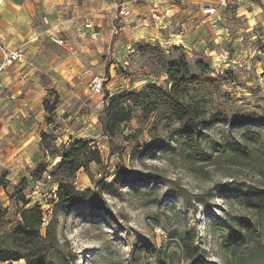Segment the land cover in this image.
I'll return each instance as SVG.
<instances>
[{
  "label": "rangeland",
  "instance_id": "rangeland-1",
  "mask_svg": "<svg viewBox=\"0 0 264 264\" xmlns=\"http://www.w3.org/2000/svg\"><path fill=\"white\" fill-rule=\"evenodd\" d=\"M119 1L105 0L109 7L114 4L108 15L118 13ZM242 5L247 6V15L237 13L240 7L221 11V28L234 40L241 39L235 45L223 44L232 55L229 68L214 64L205 54L206 49L223 47L219 44L208 43L204 50L188 56L193 73L216 79L218 86L217 91L206 83L192 89L193 99L209 101V114L191 129L172 123L164 107L149 115L135 108L133 120L122 125L113 139L105 135L100 123L107 94L167 86L162 51L172 46L146 51L147 46L159 44L142 40L119 47L113 43L91 59L82 74L81 67L88 63L77 62L80 50L70 55L55 41L44 47L49 59L78 65L64 85L72 95L67 105L60 101L52 125L46 122L47 114L38 117L37 113L32 122L16 124L21 120L19 109L12 105L0 113V175L7 173L10 181L7 190L0 188L3 239L10 244L20 222L21 204L13 193L24 181L29 207L39 205L44 211V228L54 215L53 180L46 176L36 183L30 176L37 163L53 167L59 161L43 155L41 136L45 133L49 139L43 147L68 145L79 137L93 142L103 163L77 174L75 186L85 194V203L57 211L58 244L43 264H192L184 244L197 249L210 264H230L236 259L238 264H264V213L259 212L264 207V177L233 157L235 148L255 145L264 150V0H244ZM252 18L260 23L248 33L250 23L255 22ZM110 21V29L118 30L113 33L114 42L123 32L117 17ZM211 37L208 31L207 40ZM199 62L211 72H201ZM224 72L232 73L231 83L222 80ZM95 77L104 79L101 94L92 90ZM5 97L6 104L10 95ZM215 113L227 120L213 121ZM252 116L255 119L249 123ZM240 119L243 123H235ZM243 225L254 230L262 246L259 250L253 244L237 247Z\"/></svg>",
  "mask_w": 264,
  "mask_h": 264
},
{
  "label": "crops",
  "instance_id": "crops-1",
  "mask_svg": "<svg viewBox=\"0 0 264 264\" xmlns=\"http://www.w3.org/2000/svg\"><path fill=\"white\" fill-rule=\"evenodd\" d=\"M130 1L133 2L132 15L123 18L118 13L112 12L108 15L114 4L111 3L109 7L105 0H6L4 5L0 6V45L7 50L24 46L27 61L24 64L17 63L3 72L2 79L6 91L0 100V113L8 105L19 109L21 120L15 121L16 124L32 122V116L36 113L38 117H43L46 115L43 99L47 96L48 90H55L60 101L68 104L69 95L72 94L64 85L69 81V72L74 71V66L78 65L63 63L59 58L49 59L45 48L57 37L73 41L77 51H81L77 62L88 63L86 67L82 64L81 69H83L79 71L81 74L88 71L91 59L93 61L98 53L105 49L109 50L113 43L114 46L120 47V45H129L133 42L138 44L142 40H147L156 42L160 46H182L189 57H192L194 52L204 50L208 43H219L214 38V31L208 26V20L203 14V8L213 3V0H188L182 4H174L173 0ZM245 7L247 6H240L237 13L244 12ZM153 8L159 11L172 8V16L162 23H156L151 16ZM116 17L120 20L123 37L120 39L116 37L113 42L114 32L110 29V20ZM217 18L221 24L224 19L221 11L218 12ZM252 19L255 22L250 23L246 31L248 33L260 23L256 18ZM86 21H92L101 31L100 39L95 41L77 39V33ZM262 26L264 31V25ZM176 27L177 30H174ZM220 29L219 33L222 34L225 43L233 42L235 45L241 40H234L227 29L221 26ZM208 31L213 36L210 40L206 38ZM253 38L255 36L251 39ZM209 52L205 50L207 56ZM2 60L0 49V63ZM60 75L62 77H59ZM6 93L10 97L5 104Z\"/></svg>",
  "mask_w": 264,
  "mask_h": 264
},
{
  "label": "trees",
  "instance_id": "trees-1",
  "mask_svg": "<svg viewBox=\"0 0 264 264\" xmlns=\"http://www.w3.org/2000/svg\"><path fill=\"white\" fill-rule=\"evenodd\" d=\"M141 48V47H139ZM152 48V49H151ZM158 47H146V51L155 50ZM157 50V49H156ZM162 51V50H161ZM166 54L164 71L167 77V86L161 87L151 85L141 91H128L114 96L106 95L104 98L105 113L100 118L103 132L108 138H115L120 127L129 123L134 118L135 108H141L147 115L157 112L161 107L166 108L172 123H177L179 128H194L196 124L207 119L209 114V101L207 99H193L191 92L198 85L207 84L217 91L216 79L211 77L203 79L201 76L193 73L189 63V57L182 46H172L162 51ZM199 70L203 73L211 72L209 66L203 62L197 64ZM223 79L231 83L234 79L232 73L224 72ZM219 80V81H222ZM54 97L51 101V97ZM60 103V98L53 90L49 92V97L43 101V108L47 114L46 122L53 124L54 114ZM213 121L223 122L227 118L223 114L215 113L212 116ZM255 117H250L251 123ZM237 124L243 123V119L235 121ZM42 152L46 157L53 160H59L53 167L45 162H39L35 168L30 171L33 182H41L44 177H50L56 187V201L53 205L54 215L50 219L47 227L45 226L44 211L41 206H30V201L26 197L27 181L22 182L14 189L13 196L17 203L21 204L20 222L14 228L11 242L7 243L0 233V264L18 263L22 260L27 264H43L45 257L50 250L58 244L57 211L60 208H71L75 205L85 203L86 196L77 190L75 179L77 174L84 170L88 172L92 164L102 165L103 159L100 150L96 145L85 139H73L68 145H47L43 144L49 139V135L42 134ZM234 159L239 163H246L254 167L257 175L264 177V150L258 146H247L241 149L235 148ZM223 154L225 150H217ZM7 173L0 175V188L7 190L10 181ZM260 214L264 213V207L260 209ZM5 213L0 207V232ZM242 242L237 247L253 244L256 250H259L258 239L255 232L248 225L242 226ZM45 229L44 233L43 230ZM186 254L192 260V264H210L191 246L184 244ZM238 264L237 259L234 260Z\"/></svg>",
  "mask_w": 264,
  "mask_h": 264
},
{
  "label": "built area",
  "instance_id": "built-area-1",
  "mask_svg": "<svg viewBox=\"0 0 264 264\" xmlns=\"http://www.w3.org/2000/svg\"><path fill=\"white\" fill-rule=\"evenodd\" d=\"M6 0H0V6L4 5ZM188 0H173L174 4H182ZM244 0H213V3L206 5L203 8V14L208 20V26L214 31V38L219 42L218 44L223 46L217 51H210L208 57L213 59V63L217 65H224L226 68H229L231 60V52L227 47H224L225 44L222 34L219 33L220 29V20L217 18L219 11H229L236 7L242 6ZM132 5L133 2L130 0H120L118 4V14L123 18H129L132 15ZM172 8H165L159 11L157 8H153L151 11V16L154 22L162 23L164 20L171 18ZM114 34L118 33V30L114 28ZM101 38V31L94 25L92 21H86L82 28L77 33V39L79 40H88L93 41ZM55 42L67 51L70 55H76L77 49L74 45L70 44L68 41L55 38ZM2 51V62L0 63V100H2L4 93L6 91L5 84L2 79L3 72L10 67L18 64H24L26 60V50L24 46H19L14 49H5L0 45ZM103 82L102 77H95L92 80V90L101 94L103 91ZM48 178H50L48 176Z\"/></svg>",
  "mask_w": 264,
  "mask_h": 264
}]
</instances>
